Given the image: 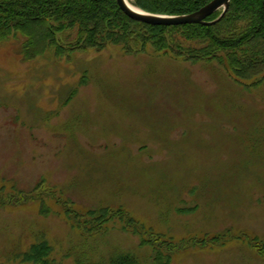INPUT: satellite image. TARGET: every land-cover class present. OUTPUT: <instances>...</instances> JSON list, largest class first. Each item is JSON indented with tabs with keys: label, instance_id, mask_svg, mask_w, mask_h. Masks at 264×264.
<instances>
[{
	"label": "rangeland",
	"instance_id": "1",
	"mask_svg": "<svg viewBox=\"0 0 264 264\" xmlns=\"http://www.w3.org/2000/svg\"><path fill=\"white\" fill-rule=\"evenodd\" d=\"M23 41L0 44V264H32L43 241L55 264H154L135 227L171 264H264V82L117 46L25 61ZM66 203L135 227L115 216L89 236Z\"/></svg>",
	"mask_w": 264,
	"mask_h": 264
},
{
	"label": "trees",
	"instance_id": "2",
	"mask_svg": "<svg viewBox=\"0 0 264 264\" xmlns=\"http://www.w3.org/2000/svg\"><path fill=\"white\" fill-rule=\"evenodd\" d=\"M213 1L132 0L145 12L165 16L190 15ZM221 13L212 15L207 21L217 20ZM19 35L24 38L25 61L35 60L48 49H53L57 58H62L72 53L102 52L110 46H117L132 56L151 50L186 62L215 61L229 70L237 83L251 82L252 86H259L264 82V0H232L225 16L210 26L146 24L127 16L117 0H0V44ZM68 35H75V38L66 42ZM10 197H7L8 202L25 203L34 196ZM0 202L4 201L0 198ZM65 207L76 227L89 236L99 234L103 224L115 216L124 220L127 227H135L125 211L112 215L109 210L102 209L91 211L86 217L69 208L67 203ZM42 213L48 214L49 211L46 208ZM133 232L143 237L142 246L157 248L154 264H171L172 245L168 247L166 242L162 244L143 235L138 227ZM251 241L254 248L264 252L259 241ZM50 253L49 244L43 241L22 255L23 262L55 264L49 260ZM108 264H137V261L132 255L121 254Z\"/></svg>",
	"mask_w": 264,
	"mask_h": 264
},
{
	"label": "water",
	"instance_id": "3",
	"mask_svg": "<svg viewBox=\"0 0 264 264\" xmlns=\"http://www.w3.org/2000/svg\"><path fill=\"white\" fill-rule=\"evenodd\" d=\"M122 11L131 19L154 26H181L191 24L214 25L227 13L232 0H214L200 11L183 16H165L143 11L137 6H132L130 0H117ZM222 12L217 20L208 22L212 15Z\"/></svg>",
	"mask_w": 264,
	"mask_h": 264
},
{
	"label": "bare ground",
	"instance_id": "4",
	"mask_svg": "<svg viewBox=\"0 0 264 264\" xmlns=\"http://www.w3.org/2000/svg\"><path fill=\"white\" fill-rule=\"evenodd\" d=\"M130 3H131V5H132V6H134V4H133V2H132V1H130Z\"/></svg>",
	"mask_w": 264,
	"mask_h": 264
}]
</instances>
